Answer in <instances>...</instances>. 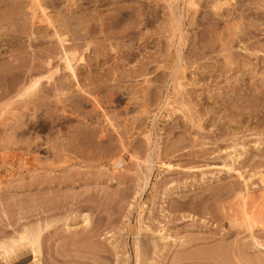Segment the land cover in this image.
Returning a JSON list of instances; mask_svg holds the SVG:
<instances>
[{
  "label": "rangeland",
  "instance_id": "1",
  "mask_svg": "<svg viewBox=\"0 0 264 264\" xmlns=\"http://www.w3.org/2000/svg\"><path fill=\"white\" fill-rule=\"evenodd\" d=\"M26 227L43 264H264V0H0V245Z\"/></svg>",
  "mask_w": 264,
  "mask_h": 264
},
{
  "label": "bare ground",
  "instance_id": "2",
  "mask_svg": "<svg viewBox=\"0 0 264 264\" xmlns=\"http://www.w3.org/2000/svg\"><path fill=\"white\" fill-rule=\"evenodd\" d=\"M35 1V0H34ZM39 2H40V0H38ZM36 2H37V0H36ZM34 3V2H33ZM35 4V3H34ZM49 19H51L50 17H48ZM49 19H47V21H49ZM56 20V19H55ZM52 21V20H51ZM50 21V22H51ZM49 22V23H50ZM53 22V21H52ZM56 22V21H55ZM64 22V21H63ZM66 22V21H65ZM60 23V22H59ZM58 22H57V25L59 24ZM67 23V22H66ZM66 23H63V27L67 30L69 27H67V25H66ZM68 25L71 27V25L68 23ZM61 26V27H62ZM56 28V26H55V31H56V33H61V35H62V33H65V32H67V31H62L63 29V27L62 28ZM35 29V28H34ZM33 29V30H34ZM71 29V28H70ZM60 31H62V32H60ZM70 32V31H69ZM16 36H18V35H16L15 34V37ZM14 37V36H13ZM60 37V36H59ZM64 38V39H63ZM68 39V38H67ZM67 39L65 38V37H62V38H60V43L61 44H65V42L67 41ZM73 39V38H72ZM75 39V38H74ZM73 39V40H74ZM68 42V41H67ZM66 42V43H67ZM70 42V41H69ZM69 45V44H68ZM71 46V45H70ZM69 46V47H70ZM65 48H67L66 46H65ZM66 54H68V53H66ZM66 59V58H65ZM67 59H69V58H67ZM67 61V60H66ZM71 64L70 62H67V64ZM68 64V65H69ZM72 65V64H71ZM69 68H71V69H73L72 67H69ZM35 81V80H34ZM33 83V82H32ZM38 82H36L34 85L35 86H37L36 84H37ZM31 85V84H30ZM30 88H32V87H30ZM30 88H28L27 90H29ZM33 88L35 89V87L33 86ZM32 88V89H33ZM31 90V89H30ZM85 220H83V222H88V218H84ZM69 224V223H68ZM84 225L86 226V224L84 223ZM89 225V224H88ZM73 226V225H72ZM67 227H69L68 229L69 230H71V226L70 225H67ZM66 227V228H67ZM27 228V230L25 231L24 230V232H22L21 233V235L18 237V238H16V239H14L13 241L11 240V243L10 244H6L4 241V243L3 244H1L0 245V248L1 249H3V251L2 252H0V263L1 262H3V261H5L6 263H10V262H12L13 260H15V259H17L22 253H26V252H31L34 256V259H33V261H34V264H43V262H42V260H41V258H40V255H41V244H40V233H41V231H40V229H39V227H38V229H37V227H36V229L34 230V229H29L28 230V227H26ZM25 228V229H26ZM68 231V230H67ZM72 231V230H71ZM11 238H13V237H11ZM1 243V242H0ZM42 256V255H41Z\"/></svg>",
  "mask_w": 264,
  "mask_h": 264
}]
</instances>
